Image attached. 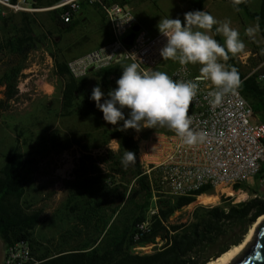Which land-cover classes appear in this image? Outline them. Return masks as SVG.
Returning <instances> with one entry per match:
<instances>
[{"label": "trees", "instance_id": "16d2710c", "mask_svg": "<svg viewBox=\"0 0 264 264\" xmlns=\"http://www.w3.org/2000/svg\"><path fill=\"white\" fill-rule=\"evenodd\" d=\"M60 1L34 0V6L39 8L44 2L56 5ZM101 1L123 6L126 3V0ZM248 1L243 0L235 7L244 10L249 19L259 25L264 39V0L258 12L249 10ZM190 10L203 9L199 3L190 2ZM50 12L65 29L72 27V20L65 22L61 18L62 10ZM0 27L3 31L0 88L4 97L0 99L1 118L9 103L20 96L19 84L25 77L23 73L29 66L30 55L46 44L50 32L46 35L37 33L35 20L29 13L23 14L20 23L13 21L12 15L0 14ZM215 28L211 33L223 45ZM259 51L264 53V44ZM53 56L60 81V117L82 119L89 128L55 129L53 134L42 136L38 145H32L33 132L29 137L23 130L19 132L16 149L4 156L0 166V239L5 248L18 242L29 243L36 264H208L243 242L264 215L263 189L258 198L239 204L222 199L217 205L196 207L186 221L174 222L177 213L214 190L204 186L189 195L169 194L160 185L158 172L151 176L147 174L139 159L137 136L143 128L141 131H120L124 121L117 125L107 123L91 99L89 78L75 79L69 72V61L55 53ZM226 64L229 70L235 68L237 71L239 91L264 122V80L257 73L242 74L230 53H227ZM122 65L126 64L90 74L96 77V86L107 92L106 99H109V91L118 87L116 82L122 76ZM122 111L126 119L130 118L128 108ZM156 132H162V128H148L142 137ZM112 142H116L117 149L111 147ZM22 143L31 144L32 150L22 151ZM75 147L78 153L74 168L63 182L64 197L51 221L55 234L40 238L36 231L42 223L44 210L37 208L27 197L37 158L52 152L71 151ZM125 151L136 156L135 162L127 166L122 163ZM263 172L264 168L261 174ZM155 208L157 211L152 214ZM146 222L149 225L144 227ZM149 246H153V252H137V249Z\"/></svg>", "mask_w": 264, "mask_h": 264}, {"label": "built area", "instance_id": "2783aa9c", "mask_svg": "<svg viewBox=\"0 0 264 264\" xmlns=\"http://www.w3.org/2000/svg\"><path fill=\"white\" fill-rule=\"evenodd\" d=\"M84 2L97 4L102 9L112 28L113 39L68 63L69 72L75 79H84L120 63L135 62L141 71L148 72L160 64L163 60L160 52L167 38L161 33L151 35L139 25L133 11L119 3L61 0L50 8L39 9L34 6V0H0V14L9 16L60 9L61 18L70 22ZM132 33L135 34L133 42L127 45L125 39ZM263 66L264 63L252 72L259 74L261 80H264ZM197 76L187 65H180L170 77L195 82ZM212 90L214 86L210 81H199L197 94L188 110L191 127L206 133L203 143L187 146L174 131L154 135L139 141V159L147 174L151 176L158 172L160 185L173 196L189 195L209 186L213 190L227 188L226 199L234 204L258 198L264 190V172L261 174L264 166V122L255 115L239 91V84L234 93L226 95L218 106L209 103L208 93ZM260 174L258 184L261 192L251 191L248 187L256 184ZM237 185L241 187L235 188ZM156 211L153 209L152 214ZM148 225L146 222L144 227ZM36 263L29 243L18 242L6 248L4 264Z\"/></svg>", "mask_w": 264, "mask_h": 264}, {"label": "rangeland", "instance_id": "374dc122", "mask_svg": "<svg viewBox=\"0 0 264 264\" xmlns=\"http://www.w3.org/2000/svg\"><path fill=\"white\" fill-rule=\"evenodd\" d=\"M262 0H250L249 7L252 11H258L260 9ZM206 10L217 20L224 21L223 17L229 18L232 28L236 29L240 33V39L244 42V49L236 54L230 53L234 59L235 64L239 68L240 72L244 75H251L252 72L264 63V53H260V48L264 44V39L259 30L257 23L248 19L244 11H236L230 3H213L206 4ZM225 12L224 16L220 17V9ZM41 11L30 14L35 20V30L40 34H48V40L46 44L41 46L38 50L34 51L29 57V66L24 71L25 77L22 78L19 84L20 96L18 100L11 101L6 111H3L0 118V166L3 164L4 156L11 154L17 147V135L21 130L25 132V136H31L33 132L32 145H38L42 136L53 134L55 129L67 131L70 128H80V130H86L89 128V124L79 118L63 119L60 117L61 108V90L60 81L56 76L54 69V56L53 53L68 57L64 51L57 49L54 44L56 37L53 35V29L44 20L43 16H39ZM49 12V11H43ZM247 17V18H246ZM13 21L20 23L22 21V14H13ZM243 18H246L245 24H242ZM184 21V16L181 19ZM235 24V25H234ZM234 26V27H233ZM248 27H254L256 31L252 36L245 34V30ZM212 35V33H209ZM213 36V35H212ZM222 36V35H221ZM3 37V31L0 27V42ZM214 38V37H213ZM224 43L223 36L221 37ZM162 64L156 67V71H162L169 76L174 71L175 67L181 64L174 60H162ZM221 63L225 66L226 60L221 58ZM192 71L200 72L201 65L199 63L193 65L189 63L187 65ZM264 69V66H263ZM3 73V66L0 63V77ZM89 88L92 91L96 87V77L89 75ZM104 96L102 101L107 98V92L100 87ZM4 98L2 89L0 88V99ZM130 110V109H129ZM131 111V110H130ZM162 132L152 133L148 137H142V133L148 128H143L138 140H146L154 135L171 133L168 127H161ZM23 141V139L21 140ZM31 144L26 145L22 143L21 149L24 152L32 150ZM113 149H117L116 142L111 143ZM78 153L77 147L71 151L62 153L52 152L49 155L38 156V163L36 165L35 175L32 182L28 186L27 197L30 201L35 203L37 208H42L44 214L42 217V223L37 228L36 234L40 238H48L53 236L55 232L52 229L51 221L55 209L60 205L63 200V182L68 178L70 172L74 168L75 156ZM264 168V166H263ZM249 186L251 191L261 192L258 184ZM224 192V194H222ZM229 193L227 188H217L212 194H207L201 198H198L188 208L182 212L177 213L173 221H186L190 212H192L198 206H212L217 205L222 199H226V194ZM212 200H208V199ZM253 241V240H252ZM138 253H151L153 252V246L137 249Z\"/></svg>", "mask_w": 264, "mask_h": 264}, {"label": "clouds", "instance_id": "9594fccd", "mask_svg": "<svg viewBox=\"0 0 264 264\" xmlns=\"http://www.w3.org/2000/svg\"><path fill=\"white\" fill-rule=\"evenodd\" d=\"M238 6L243 0H231ZM215 31L224 38L221 45L209 33ZM159 32L167 38L161 49L164 61H178L182 66L199 63L200 75L193 80H173L162 71H141L135 62L122 65V76L117 80L118 87L109 91L108 97L101 103L104 93L99 86L92 90L91 99L102 111L104 120L112 125L124 121L120 131L127 129L168 127L174 131L187 146L203 143L206 133L191 127L192 120L188 115L189 106L197 94L198 82L210 81L214 90L209 91V103L221 104L223 98L234 93L239 84L235 68L229 70L221 58L227 59V53L236 54L245 47L238 30L230 26V20L219 21L207 11H189L184 14V21L179 18L162 17L157 25ZM256 31L248 27L245 34L252 36ZM131 110L126 119L122 109ZM136 156L125 151L122 163L127 166L134 163Z\"/></svg>", "mask_w": 264, "mask_h": 264}, {"label": "crops", "instance_id": "0c3cea01", "mask_svg": "<svg viewBox=\"0 0 264 264\" xmlns=\"http://www.w3.org/2000/svg\"><path fill=\"white\" fill-rule=\"evenodd\" d=\"M190 2H194L196 3V5L199 3V6L203 9L202 11L204 10L207 11L205 6L210 2L213 3L216 2L217 4L221 2H225V3H230L233 6L232 2L229 0H126L124 6L130 8L133 11L141 27L145 28L151 35L156 36L160 34L157 25L158 22L161 20V18L167 17L172 19H176V18L182 19V17L186 12L191 11ZM249 3L250 0L248 1V7H249ZM54 5L47 4L46 2H44L39 6V9L50 8ZM219 9H220L219 11L221 12L220 17L221 16L223 17L225 12L222 8ZM234 9L238 12L244 11V10H238L236 9V7H234ZM249 10L252 11L250 7ZM258 11H252V12H258ZM40 13L41 14H39V16H43L44 20L53 29V35L56 37V40L54 41L55 46L57 47V49L64 51L65 54H68L66 60L69 62L75 58L83 56L88 52H91L95 49L105 46L106 44L110 43L113 39V33L110 23L105 13L102 11V9L99 6L89 5L84 2L79 12L76 13L75 16L73 17L72 27L70 29L68 28L65 29L62 26L61 22L55 21L50 11L49 12L41 11ZM20 14L23 15L24 13H20ZM246 18L241 19L242 24H245L244 20ZM223 19L229 20V18L226 17H223ZM230 26L232 27V24H230ZM162 63L163 62L161 61L159 65H161ZM176 68L177 67H175V69ZM156 69L157 68L155 67L152 71H156ZM191 73L193 75H200V72H195L192 70Z\"/></svg>", "mask_w": 264, "mask_h": 264}, {"label": "water", "instance_id": "95a60500", "mask_svg": "<svg viewBox=\"0 0 264 264\" xmlns=\"http://www.w3.org/2000/svg\"><path fill=\"white\" fill-rule=\"evenodd\" d=\"M135 34L132 33L125 39L127 45H131ZM264 216V215H263ZM259 246V247H257ZM259 252L261 259L257 260L255 254ZM6 248L0 239V264H4ZM230 264H264V220L256 226L253 241Z\"/></svg>", "mask_w": 264, "mask_h": 264}, {"label": "bare ground", "instance_id": "6f19581e", "mask_svg": "<svg viewBox=\"0 0 264 264\" xmlns=\"http://www.w3.org/2000/svg\"><path fill=\"white\" fill-rule=\"evenodd\" d=\"M206 196L202 195L199 198ZM208 199V198H207ZM208 200H212L208 199ZM264 220V216H261L258 221L255 223V225L250 229L249 233L246 235L245 239L243 242L237 246L232 247L229 251L224 253L222 256L218 257L217 259L208 262V264H230L233 262V260L241 254V252L246 248V246L252 242L255 231H256V226L260 224Z\"/></svg>", "mask_w": 264, "mask_h": 264}, {"label": "snow or ice", "instance_id": "6c2138e0", "mask_svg": "<svg viewBox=\"0 0 264 264\" xmlns=\"http://www.w3.org/2000/svg\"><path fill=\"white\" fill-rule=\"evenodd\" d=\"M257 247H259V246H257ZM255 256H256V259H257V260L261 259V254H260L259 252H257V253L255 254Z\"/></svg>", "mask_w": 264, "mask_h": 264}]
</instances>
